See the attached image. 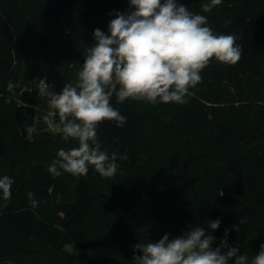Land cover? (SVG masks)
Listing matches in <instances>:
<instances>
[{
    "label": "trees",
    "instance_id": "obj_1",
    "mask_svg": "<svg viewBox=\"0 0 264 264\" xmlns=\"http://www.w3.org/2000/svg\"><path fill=\"white\" fill-rule=\"evenodd\" d=\"M180 2L206 15L216 34H234L241 59L224 64L213 58L185 104H121L113 95L126 123L102 122L98 141L110 156L127 159H117L113 177L89 166L86 176L54 178L48 167L58 150L78 144L65 141L62 129L36 130L39 80L56 94L75 84L86 48L95 44L94 30L109 34L115 14L131 10L129 0H0V177L14 181L9 200L0 194V264H134L138 243L165 234L171 240L197 226L215 237L213 248L227 230L228 247H238L249 264L259 253L264 0H222L207 13L208 0ZM10 82L17 85L11 92ZM54 121L61 124L56 111ZM28 192L38 201L35 208ZM217 219L219 228L210 229ZM68 244L117 247L132 262L75 254Z\"/></svg>",
    "mask_w": 264,
    "mask_h": 264
},
{
    "label": "clouds",
    "instance_id": "obj_2",
    "mask_svg": "<svg viewBox=\"0 0 264 264\" xmlns=\"http://www.w3.org/2000/svg\"><path fill=\"white\" fill-rule=\"evenodd\" d=\"M221 3L208 0L202 11L210 12ZM129 6V12H117L109 22V34L94 30L95 44L86 48L75 84H66L56 94L39 80V93L58 114L63 139L71 138L78 144L58 150L48 167L54 178L62 172L86 176L89 166L102 177H113L119 167L117 159H127L115 153L110 156L98 141L97 129L102 122L114 121L120 127L126 123L127 118L112 106L113 95L121 104L126 100L185 104L192 94L190 89L202 82L200 73L213 58L224 64L241 59L242 47L234 34H216L206 15L190 11L180 0H129ZM15 87L8 84L10 92ZM13 182L8 176L0 177V194L5 201L11 197ZM27 196L35 208L38 201L33 199L34 193ZM245 222L242 219L239 223ZM220 223L219 219L212 221L209 228L216 230ZM234 228L239 231V227ZM227 236L226 230L220 246L213 248L215 237L201 226L171 240L165 234L158 242L138 243L135 248L141 254L133 256L134 264H228L233 258L234 264H249L238 247H228ZM224 248L226 252H222ZM250 264H264V244Z\"/></svg>",
    "mask_w": 264,
    "mask_h": 264
},
{
    "label": "rangeland",
    "instance_id": "obj_3",
    "mask_svg": "<svg viewBox=\"0 0 264 264\" xmlns=\"http://www.w3.org/2000/svg\"><path fill=\"white\" fill-rule=\"evenodd\" d=\"M49 91L55 93L54 89L49 87ZM38 106L41 109L39 115H37V119L46 120L50 124V128L53 130L62 129L61 124H57L54 121V112L48 103L47 98L38 99ZM66 249L75 254H83L87 253L90 257L100 258V257H111L118 259L121 263H131L132 261L124 255V253L117 247H94L90 249L83 248L77 244H68L66 245Z\"/></svg>",
    "mask_w": 264,
    "mask_h": 264
},
{
    "label": "water",
    "instance_id": "obj_4",
    "mask_svg": "<svg viewBox=\"0 0 264 264\" xmlns=\"http://www.w3.org/2000/svg\"><path fill=\"white\" fill-rule=\"evenodd\" d=\"M49 128H50V124L46 120H41L36 125V130H46V129H49ZM23 130H24V134L26 135L27 134V129L24 128Z\"/></svg>",
    "mask_w": 264,
    "mask_h": 264
},
{
    "label": "built area",
    "instance_id": "obj_5",
    "mask_svg": "<svg viewBox=\"0 0 264 264\" xmlns=\"http://www.w3.org/2000/svg\"><path fill=\"white\" fill-rule=\"evenodd\" d=\"M45 98H46V97L41 96L40 93H39L37 99H42V100H43V99H45ZM35 109H36V114L39 115V113L41 112V109H40V107L38 106V102H37V105H36Z\"/></svg>",
    "mask_w": 264,
    "mask_h": 264
}]
</instances>
